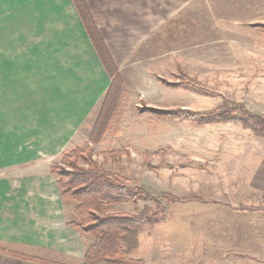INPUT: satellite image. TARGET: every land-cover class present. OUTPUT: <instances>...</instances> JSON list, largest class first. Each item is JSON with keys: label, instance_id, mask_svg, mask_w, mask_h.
I'll use <instances>...</instances> for the list:
<instances>
[{"label": "rangeland", "instance_id": "obj_1", "mask_svg": "<svg viewBox=\"0 0 264 264\" xmlns=\"http://www.w3.org/2000/svg\"><path fill=\"white\" fill-rule=\"evenodd\" d=\"M240 33L244 45L230 48L232 53L221 52L224 47L218 48L219 52L207 48V52L201 54H159L154 60L149 53L145 54L149 60L139 61L136 53L133 54L122 70L118 68L124 82L125 101L108 133L98 143L89 137L110 82L100 84V78L89 75L84 65L91 58L86 59L83 47L74 39L65 38L57 39L63 46L55 52L14 55L16 61H24L25 57L27 63L25 68L11 71L16 92L24 91L28 97L26 101L17 100L18 108L27 109L25 120L32 130L29 139L24 141L26 148L34 149L35 142L50 137L52 130L47 134L41 126L49 123L48 129H51L55 122H62L60 118L70 114L72 101L78 105L80 113L76 123L59 124L64 125L63 139L56 147L32 151L42 157L32 158L33 165L24 175L15 174L13 188L30 193L31 198L25 201L36 211L41 206L51 207L72 220L73 204L60 199L50 167L68 149L91 145L95 159L107 169L121 173L129 185L142 186L156 195L164 206L163 217L152 237L147 238V232L142 235V251L152 249L153 244L162 246L174 232L190 229L187 217L203 207L198 201L227 202L235 206L263 204L264 199L258 202L257 197L264 196V137L242 121L200 125L186 116L161 119L144 110L146 107H183L206 111L228 102L264 116V27H241ZM43 40L55 43L56 39ZM127 41L134 44L133 39ZM157 41H147L148 51H152ZM166 48L177 49L173 45ZM163 79L172 83L191 80L211 93L203 94L182 85L174 87ZM20 148L17 136L14 151ZM10 162L17 163V160ZM19 168L16 167L15 173ZM162 193L200 198L168 201L160 197ZM39 194L41 202L37 201ZM145 205L156 207L150 199L141 197L136 205L132 202L117 204L112 210L136 212ZM172 216L179 219L172 221ZM84 239L78 244L74 257L51 252L39 255L61 263L81 264L83 253L92 242L89 236ZM134 253L138 255L136 250L133 256Z\"/></svg>", "mask_w": 264, "mask_h": 264}, {"label": "crops", "instance_id": "obj_2", "mask_svg": "<svg viewBox=\"0 0 264 264\" xmlns=\"http://www.w3.org/2000/svg\"><path fill=\"white\" fill-rule=\"evenodd\" d=\"M84 3L98 32L94 35L105 40L120 70L135 53L137 61L149 60L145 56L149 53L154 60L159 54H201L207 48L219 52L218 48L224 47L221 52L232 53L230 48L244 45L240 40L241 27L264 23V0H84ZM47 38L56 39L55 43L42 41ZM65 38L74 39L83 47L86 59L91 58L84 65L89 75L100 78V84L106 80L111 83L73 0H0V246L25 256L41 257L42 252H51L74 257L78 244L88 237L68 225L64 212L59 214L43 206L36 211L25 201L31 198L30 193L13 188L15 176L30 170L33 165L30 160L40 155L32 151L56 147L63 139L64 125L59 124L76 123L80 113L72 101L70 114L63 115L62 122H55L51 129L49 123L41 126L47 134L52 130L50 137L35 142L34 149L26 148L24 141L32 130L25 120L27 109L18 108L17 100L26 101L28 97L24 91L16 92L11 71L25 68L27 63L25 57L24 61H16L14 55L55 52L63 46L57 39ZM127 39H133L134 44ZM149 39H158L152 51L147 48ZM170 45L177 49L166 48ZM139 54L142 56L138 57ZM17 136L21 141L18 152L14 151ZM11 159L17 163L10 162ZM16 167H20L18 173ZM54 183L59 192L55 179ZM37 197L41 202L40 194ZM257 198L262 202L264 196ZM60 199L63 200L61 196ZM198 203L203 207L187 217L191 228L174 232L162 246L153 244L152 249L142 251V235L147 232L146 237H152L159 222L153 228L141 230L136 258L149 264H264V203L254 202L244 209L227 202ZM0 264L44 263L0 251Z\"/></svg>", "mask_w": 264, "mask_h": 264}, {"label": "trees", "instance_id": "obj_3", "mask_svg": "<svg viewBox=\"0 0 264 264\" xmlns=\"http://www.w3.org/2000/svg\"><path fill=\"white\" fill-rule=\"evenodd\" d=\"M73 1L82 22L87 27L92 45L111 79L89 137L92 142L98 143L108 133L125 101L124 82L105 40L94 35L98 32L84 0ZM255 25L264 27V24ZM163 81L168 82L165 79ZM168 84L174 87L182 85L203 94L211 93L191 80L185 82V79H182ZM146 108L144 110L150 111L157 118L178 119L186 116L200 125L242 121L246 127L264 137V116L242 106H231L228 102L206 111H193L183 107ZM51 174L55 178L61 198L73 204V218L68 225L92 239L83 253L81 264H149L132 254L138 247L140 231L153 228L163 217L164 206L156 195H152L142 186L129 185L121 173L107 169L103 163L93 157L91 145L84 148L74 146L63 152L60 159L51 165ZM141 197L150 199L156 207L145 205L136 212L112 210L117 204L132 202L136 205L137 199ZM160 197L168 201L200 198L194 195L178 197L171 193H162ZM238 206L240 209L247 208V205L243 204ZM0 251L21 258H31L44 264H71L21 255L7 246H0Z\"/></svg>", "mask_w": 264, "mask_h": 264}]
</instances>
